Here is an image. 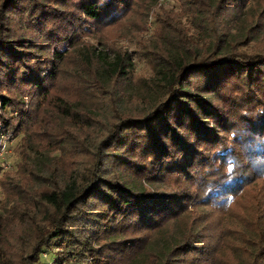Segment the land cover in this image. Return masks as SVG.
<instances>
[{
	"label": "trees",
	"instance_id": "1",
	"mask_svg": "<svg viewBox=\"0 0 264 264\" xmlns=\"http://www.w3.org/2000/svg\"><path fill=\"white\" fill-rule=\"evenodd\" d=\"M24 1L37 24L51 10L44 0H0V84L21 82L48 98L64 53L54 50L46 66L48 59L30 49L29 39L14 35L8 14L26 9ZM182 1L187 25L145 45L147 56L141 52L152 63L150 75L131 77L136 56L128 49L110 53L91 44L78 49L84 105L58 94L46 101L69 124L56 135L46 127L45 141L37 146L64 154L72 148L78 159L59 169L54 160L61 155L55 154L50 166L42 160L44 165L36 163L31 171L38 198L32 199L43 205V215L30 216L36 232L24 264H50L54 258L64 264L74 254L102 259L107 246L127 258L123 264H177L173 256L191 243L168 233V221L199 203L230 204L264 178V46L250 32L264 24V0ZM133 3L77 0L75 5L99 26ZM70 13H62L69 28L75 20ZM69 28L59 36L51 27L48 34L71 40L77 31ZM100 96L107 105L99 107ZM95 98L101 113L94 110ZM12 99L0 92V116L6 128L25 132L31 111L19 106L17 123L4 115ZM74 128H83V135L70 134ZM2 219L0 214V224ZM153 232L157 237L147 240ZM46 244L51 248L42 255ZM53 245L62 246L63 254ZM255 253L252 264H264V243ZM0 264H11L1 247Z\"/></svg>",
	"mask_w": 264,
	"mask_h": 264
},
{
	"label": "rangeland",
	"instance_id": "2",
	"mask_svg": "<svg viewBox=\"0 0 264 264\" xmlns=\"http://www.w3.org/2000/svg\"><path fill=\"white\" fill-rule=\"evenodd\" d=\"M76 1L44 0L45 8L51 10L43 17L41 25L34 21L31 8L28 9V1L23 2L26 9L15 14L9 12L8 15L14 35H23L29 39L30 49L40 58L48 59L44 65H49L54 50L64 53V58L59 63V77L52 82L47 97L58 94L79 101L82 106L87 98L82 94L84 81L78 75V71L84 66V62L79 59V48L92 44L110 53L114 49H128L136 56L135 67L130 73L136 80L152 73L149 57H142L145 45L152 46L151 44L159 42L170 33V30L172 33L173 28L187 25L185 15L188 7L182 0H134L131 8L123 12L121 17L99 26L79 15ZM259 6L260 4L257 7ZM67 10L71 12V16L75 15L74 26L77 32L71 40L68 37L62 39L50 36L48 31L51 27L58 28L59 36L69 28L67 17L62 15ZM258 27H252L250 32L260 36L258 45L263 47L264 24ZM0 92L13 97L12 104L4 115H13L11 120L14 123L19 119V106L31 111V119L25 132L6 128L0 116V214L3 217L0 224V247L11 264H24L29 257L27 253L32 247L36 232L35 222L30 216L35 214L36 219L40 220V215H43V205L32 199L38 198L31 171L36 172V163L43 166L42 160H47L46 163L49 162L50 166L51 157L55 154L61 155L54 160L57 162L54 165L59 169L67 168L78 158L73 155L76 150L72 148H65L68 153L64 154L47 144L37 146L38 142L45 141L46 127L49 130L51 127L53 135H56L63 123L69 124V121L62 123L56 111L53 112L51 105H47L48 98L21 82L12 86L0 84ZM99 98V107L107 105L101 96ZM93 101L95 104L96 98ZM97 105L95 104L94 110L101 113L104 109H96ZM74 130L76 133L70 129V134H75L77 138L80 134L83 135V128L79 132L76 128ZM166 227L167 232L181 242L188 237L187 240L191 243L184 249L180 248L173 256L172 259L177 264H252L257 255L255 250L264 243V178H258L246 186L230 200V204L209 207L199 203L187 213L168 221ZM150 235L147 240L154 239L158 234L153 232ZM50 244L43 245L44 248L39 253L45 254L46 249L51 248ZM52 248L58 254H63L62 246L53 245ZM24 253L26 256L22 258ZM102 254V259L93 258L89 254H74L64 264H123L127 259L108 246ZM55 259L50 264H57Z\"/></svg>",
	"mask_w": 264,
	"mask_h": 264
},
{
	"label": "snow or ice",
	"instance_id": "3",
	"mask_svg": "<svg viewBox=\"0 0 264 264\" xmlns=\"http://www.w3.org/2000/svg\"><path fill=\"white\" fill-rule=\"evenodd\" d=\"M229 171H231V167H229Z\"/></svg>",
	"mask_w": 264,
	"mask_h": 264
},
{
	"label": "built area",
	"instance_id": "4",
	"mask_svg": "<svg viewBox=\"0 0 264 264\" xmlns=\"http://www.w3.org/2000/svg\"><path fill=\"white\" fill-rule=\"evenodd\" d=\"M46 254V253H45ZM45 254H43V255H45Z\"/></svg>",
	"mask_w": 264,
	"mask_h": 264
}]
</instances>
